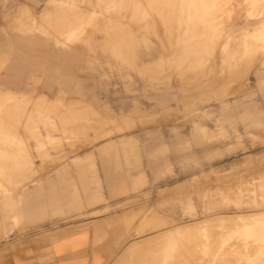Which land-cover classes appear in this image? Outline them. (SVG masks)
Masks as SVG:
<instances>
[{
  "label": "rangeland",
  "instance_id": "374dc122",
  "mask_svg": "<svg viewBox=\"0 0 264 264\" xmlns=\"http://www.w3.org/2000/svg\"><path fill=\"white\" fill-rule=\"evenodd\" d=\"M263 24L264 0H0V40L36 38L0 45V264L89 227L110 264H264ZM49 180L64 213L17 215Z\"/></svg>",
  "mask_w": 264,
  "mask_h": 264
},
{
  "label": "crops",
  "instance_id": "0c3cea01",
  "mask_svg": "<svg viewBox=\"0 0 264 264\" xmlns=\"http://www.w3.org/2000/svg\"><path fill=\"white\" fill-rule=\"evenodd\" d=\"M68 4L70 7H73L72 2ZM194 16L195 13L193 11L190 19L186 18L184 23L193 24ZM77 30H80V28H73L72 32L74 33ZM81 30L84 29L82 28ZM34 39L36 38L32 36H25L24 38H19V40L18 38L12 39L11 37H6L5 41L0 40V45H6L9 48L17 47L15 45L17 42L34 45ZM56 42L59 43L61 41L57 39ZM38 78V75H31L30 81L34 82V84L38 83ZM4 94L8 98L19 96V92H15L12 89H6ZM1 120L0 117V123ZM25 158L29 162L31 161V157L28 154L25 155ZM2 166L10 167L12 165L6 163ZM11 174L12 170L9 168L0 170V175L10 176ZM47 183V185L40 183L35 188L23 190L20 193L17 199V206L20 208L16 213L17 215L25 217L31 223H36L44 221L47 218L53 219L57 214L64 213L62 210H46L49 205H57L59 209L63 208V204L59 200H54L56 196L53 194V191H56L55 181L49 180ZM161 234L162 232L159 233V235ZM102 238V233L93 227L72 232L55 230L49 236L35 240L28 239L25 241V245H17L13 257L6 264H110L112 257L117 251V245L111 238L110 233H108V237ZM14 241L16 242L18 239ZM120 261L121 259L116 264L121 263Z\"/></svg>",
  "mask_w": 264,
  "mask_h": 264
},
{
  "label": "bare ground",
  "instance_id": "6f19581e",
  "mask_svg": "<svg viewBox=\"0 0 264 264\" xmlns=\"http://www.w3.org/2000/svg\"><path fill=\"white\" fill-rule=\"evenodd\" d=\"M262 212V211H261ZM257 213V212H256ZM252 214V213H251ZM262 214V213H261ZM256 215V214H255ZM255 215H251L249 217H247L246 215H237L236 217L232 216V215H218L216 218L214 217L213 220H210V221H216V222H227V221H237V220H241V219H257V218H260L259 216H255ZM264 217V216H263ZM262 217V218H263ZM198 223V222H197ZM209 223V220L208 221H201V223L199 224H192V225H187L186 226H177L176 228L172 229V230H167L166 232H163V234L161 235L160 239H159V242L160 243L162 241V238L164 237L165 238H170L174 235H179L180 233L182 232H185V231H190V230H194V229H197L198 227H201V226H207ZM215 223V222H214ZM157 236V235H156ZM160 236V235H159ZM157 240V239H156ZM155 240V241H156ZM151 243V242H149ZM148 242H145V243H138V244H131L125 251V253H123L124 255L122 256L121 258V263H118V264H123L124 262L128 261L129 258L132 256V255H137V253H141V252H146L147 248L149 249L150 245H149ZM148 251V250H147ZM155 255V254H154ZM136 258V257H135ZM154 258V257H153ZM156 260V259H155ZM123 262V263H122ZM128 263V262H127ZM133 264V262H132Z\"/></svg>",
  "mask_w": 264,
  "mask_h": 264
}]
</instances>
